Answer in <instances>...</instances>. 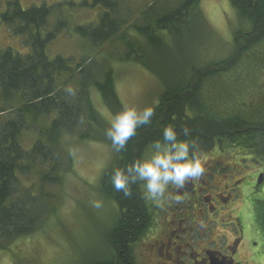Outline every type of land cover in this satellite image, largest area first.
<instances>
[{
  "label": "trees",
  "instance_id": "1",
  "mask_svg": "<svg viewBox=\"0 0 264 264\" xmlns=\"http://www.w3.org/2000/svg\"><path fill=\"white\" fill-rule=\"evenodd\" d=\"M200 1H178L174 9L162 15L157 27L168 35L169 31H180L194 10L199 13ZM230 1L238 17L245 21V29L235 34L233 54L207 65L193 62L190 70L180 77L168 73L156 76L164 90L154 106L153 124L140 128L128 149L123 154L116 153L114 163L103 174L104 194L117 203L120 214L109 236L108 256L93 264H123L120 256L123 249H127L128 262L135 264L134 247L148 243L144 239L150 235L158 209L144 198L139 185H133L130 198L116 192L110 176L114 167L146 156L149 143L162 137L164 126L174 124L178 131L182 126L192 129L189 137L181 135L180 139L194 138L202 152L240 150L244 156L257 155L264 160L263 101L243 102L238 109L217 110L222 94L220 101L212 94L218 90L223 73L227 80L240 81L251 72L264 70V0ZM92 5L104 9L98 25L77 26L75 32L97 46L119 40L124 52L118 61L150 66L142 47L151 46L158 38L152 35L149 20L135 28L146 41L138 44L127 36L125 5L118 0H92ZM10 6L13 8L1 15L0 24L7 27L12 37L21 38L28 53L0 50V249L3 251L6 245L41 235L38 233L56 221L61 191L65 192L66 180L74 172L73 154L65 140L76 138L84 143L96 140L95 132L106 127L94 105L91 89L100 94L108 109L119 112L124 109L116 93V74L106 61L101 64L90 59L72 67L62 57L49 58L47 45L67 27L66 22L58 21L47 32L50 8L23 9L17 1ZM69 88L74 95L67 91ZM27 133H33L35 140L31 147L25 148L22 141Z\"/></svg>",
  "mask_w": 264,
  "mask_h": 264
},
{
  "label": "rangeland",
  "instance_id": "2",
  "mask_svg": "<svg viewBox=\"0 0 264 264\" xmlns=\"http://www.w3.org/2000/svg\"><path fill=\"white\" fill-rule=\"evenodd\" d=\"M118 1L126 7L124 17L129 21L127 36L131 41L135 40L138 44H144L145 38L136 32L135 28L146 25L147 20L152 25V35L157 37L158 41H154L151 46L142 47L144 59L151 67L134 61H118L124 52L119 40L97 46L75 32L77 26L98 25L99 15L104 9L93 6L92 0H19L23 9L32 6L50 8L48 27L45 29L47 32L52 31L58 21L66 22L67 27L47 45L50 59L62 57L72 67L90 59L101 64L103 61L108 63L116 74V93L124 108L136 107L142 110L145 107H154L164 90L160 79L156 77L160 74L168 73L180 77L186 74L183 73L185 70H190L193 62L207 65L228 59L234 52L235 34L241 28L245 29V21L238 17L230 0H201L198 7L199 13L194 10L182 29L178 32L169 31V35L157 27L158 20L182 0ZM83 2H88L89 5H83ZM2 28L5 31L7 29L1 26L0 29ZM3 39L0 38V50L8 47L21 55L28 53V46L22 43L21 38L12 37L10 41ZM156 44H158L157 48ZM152 63L155 64L152 66ZM222 77L221 83H218V90L212 92L217 100L222 94V101L219 100L217 110L238 109L243 102L256 103L262 100L264 103V70L251 72L246 79L240 81H234L235 78L227 80L225 73ZM91 92L94 105L100 112L105 126L108 127V122L119 110L108 109L100 94L95 89H91ZM106 127L104 130L95 132L96 140H87L85 143L78 142L76 138L65 140L73 154L74 172L66 180L65 192L61 191L62 199L58 206L56 221L45 231L38 233L41 235L14 242L12 243L14 246L6 245L5 251L0 249V264H93L96 260L108 256L109 236L118 221L120 212L117 203L105 196L101 181L103 174L108 166L114 163L116 156L111 141L104 135ZM34 140L33 133H27L23 136L22 142L25 148H28ZM225 153L235 156L239 161L247 160L246 163L251 160L250 157L246 158L243 154L237 155L230 149H225ZM216 154L217 161L225 164L232 162L224 159L226 156L222 153ZM206 155L204 154L205 158L211 157ZM219 171L220 168L217 169V172ZM261 174V168H257L248 175L245 181L247 190L245 193L240 190L242 197L235 201L240 210L237 217L233 219L240 218L245 227L243 218H246L247 227L245 228L249 232L255 230L254 204L261 197L255 192V188L258 186ZM218 184L219 187H223L224 182L220 181ZM242 198H245L248 203L240 202ZM95 201H100L101 207H95ZM149 203L153 202L149 201ZM246 203L253 210L249 211L250 217L249 212L243 208ZM153 205L156 207V204L153 203ZM229 219L231 218L228 216L223 218L225 225L236 228L238 220L228 222ZM248 231L245 233V242L250 243V247L259 255V260L250 262L264 264L263 244L251 237ZM144 251L145 246L142 242L134 247L133 255L138 260L137 264H142L140 260ZM241 257L243 260L247 259L243 254Z\"/></svg>",
  "mask_w": 264,
  "mask_h": 264
},
{
  "label": "flooded vegetation",
  "instance_id": "3",
  "mask_svg": "<svg viewBox=\"0 0 264 264\" xmlns=\"http://www.w3.org/2000/svg\"><path fill=\"white\" fill-rule=\"evenodd\" d=\"M13 1L21 6L19 0H0L1 15L13 7ZM7 28L2 22L0 28ZM4 32L3 34H1ZM0 38L12 39L11 33L6 29H0ZM3 39V40H4ZM12 44V42H11ZM11 47V45H9ZM2 50L11 49L8 47ZM238 154L240 150H232ZM206 156V172L204 177L195 183L187 184L183 190H176L173 195H180L181 201H173L165 207L157 205L154 225L149 230L148 243H144L145 251L141 257L142 264H252L251 260H259L256 251L245 242V233L248 231L237 217L239 208L236 205L240 199L242 190L245 193L247 187L245 181L254 169L261 168L258 186L255 192L260 194V200L256 202L254 211L242 198L240 202H247L244 205L245 211H253L255 230L248 231L251 237L261 241L264 248V160L257 155L247 154V160H237L235 156L225 153V149H218L224 159L232 161L229 164L217 161V151L211 150L202 152ZM250 166V167H249ZM220 168V173L217 169ZM252 171V172H251ZM223 181V187L219 182ZM238 202V203H240ZM233 203V204H232ZM232 204V205H231ZM249 217L251 213H248ZM238 220L236 228H229L225 225L223 218ZM246 217V215H245ZM224 226L226 228H224ZM257 245V244H255ZM250 247V248H249ZM127 249L120 252L123 264H130L126 255ZM245 255L247 259L241 257ZM260 254V253H258ZM241 261V262H240ZM138 260L134 259L137 264ZM133 264V263H132Z\"/></svg>",
  "mask_w": 264,
  "mask_h": 264
},
{
  "label": "clouds",
  "instance_id": "4",
  "mask_svg": "<svg viewBox=\"0 0 264 264\" xmlns=\"http://www.w3.org/2000/svg\"><path fill=\"white\" fill-rule=\"evenodd\" d=\"M67 91L75 94L71 88ZM155 115L156 109L152 106L142 110L124 108L113 115L104 135L111 141L114 151L123 154L130 141L138 136V130L153 124ZM191 132L192 129L187 126H182L179 131L174 124L164 126L162 137L149 143L148 156L142 155L130 164L113 168L110 176L112 188L130 198L134 191L133 185H139L144 198L159 207H165L173 201L179 203L181 196L173 195V192L199 181L206 172V158L197 141L194 138L180 139L181 135L189 137ZM94 206L101 207V202L95 201Z\"/></svg>",
  "mask_w": 264,
  "mask_h": 264
}]
</instances>
